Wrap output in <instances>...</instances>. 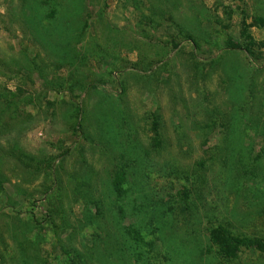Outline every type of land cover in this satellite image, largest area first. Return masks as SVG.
I'll return each instance as SVG.
<instances>
[{
	"label": "rangeland",
	"instance_id": "rangeland-1",
	"mask_svg": "<svg viewBox=\"0 0 264 264\" xmlns=\"http://www.w3.org/2000/svg\"><path fill=\"white\" fill-rule=\"evenodd\" d=\"M0 264H264V0H0Z\"/></svg>",
	"mask_w": 264,
	"mask_h": 264
},
{
	"label": "trees",
	"instance_id": "trees-1",
	"mask_svg": "<svg viewBox=\"0 0 264 264\" xmlns=\"http://www.w3.org/2000/svg\"><path fill=\"white\" fill-rule=\"evenodd\" d=\"M230 241H232V242H234V243H236V246H235V248H237L240 244H242L241 243V241H239V240H237V239H232V238H230V236L228 235V236H226V233H224V235L222 236V238H221V240L220 241H218L220 244H222V246H224V244H227V245H229L231 242ZM226 247H224L223 249H222V252H224V253H228L227 252V248L225 249ZM230 248H232V247H230Z\"/></svg>",
	"mask_w": 264,
	"mask_h": 264
}]
</instances>
